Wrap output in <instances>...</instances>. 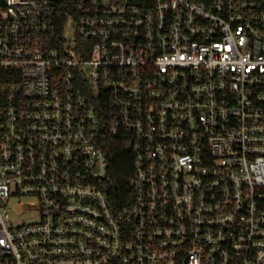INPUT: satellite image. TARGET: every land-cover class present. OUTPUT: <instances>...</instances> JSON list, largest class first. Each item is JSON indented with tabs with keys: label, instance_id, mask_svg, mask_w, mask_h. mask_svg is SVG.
Listing matches in <instances>:
<instances>
[{
	"label": "built area",
	"instance_id": "built-area-1",
	"mask_svg": "<svg viewBox=\"0 0 264 264\" xmlns=\"http://www.w3.org/2000/svg\"><path fill=\"white\" fill-rule=\"evenodd\" d=\"M0 264H264V0H0Z\"/></svg>",
	"mask_w": 264,
	"mask_h": 264
},
{
	"label": "trees",
	"instance_id": "trees-1",
	"mask_svg": "<svg viewBox=\"0 0 264 264\" xmlns=\"http://www.w3.org/2000/svg\"><path fill=\"white\" fill-rule=\"evenodd\" d=\"M109 173L113 181V190L120 202H124L129 193V179L132 175V158L124 151L121 143H112L109 150Z\"/></svg>",
	"mask_w": 264,
	"mask_h": 264
},
{
	"label": "rangeland",
	"instance_id": "rangeland-1",
	"mask_svg": "<svg viewBox=\"0 0 264 264\" xmlns=\"http://www.w3.org/2000/svg\"><path fill=\"white\" fill-rule=\"evenodd\" d=\"M70 35H71V33H69V36ZM25 202H26V200H22L21 201V203H25ZM11 204L12 205L16 204L15 207H14L15 212H17L19 215H22L23 219H26L27 214L26 213H22V209L17 205V203L16 202H12Z\"/></svg>",
	"mask_w": 264,
	"mask_h": 264
}]
</instances>
